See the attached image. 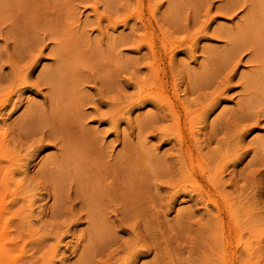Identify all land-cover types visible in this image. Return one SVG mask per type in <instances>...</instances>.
I'll list each match as a JSON object with an SVG mask.
<instances>
[{
  "label": "rangeland",
  "instance_id": "rangeland-1",
  "mask_svg": "<svg viewBox=\"0 0 264 264\" xmlns=\"http://www.w3.org/2000/svg\"><path fill=\"white\" fill-rule=\"evenodd\" d=\"M0 264H264V0H0Z\"/></svg>",
  "mask_w": 264,
  "mask_h": 264
},
{
  "label": "bare ground",
  "instance_id": "bare-ground-1",
  "mask_svg": "<svg viewBox=\"0 0 264 264\" xmlns=\"http://www.w3.org/2000/svg\"><path fill=\"white\" fill-rule=\"evenodd\" d=\"M235 4V3H234ZM227 7H229V6H227ZM234 7H235V5H234ZM232 9V8H231ZM230 12V11H229ZM149 34V33H148ZM181 41V40H180ZM171 43V42H170ZM168 45V44H167ZM168 48V47H167ZM249 49V48H248ZM184 54V53H183ZM186 54V53H185ZM190 54V53H189ZM233 55H234V53H233ZM260 57V56H259ZM260 60H262L261 61V64L260 65H262V62H263V59H260ZM260 60H258L257 62H259ZM172 62V61H171ZM153 65V64H152ZM227 65V64H226ZM60 67V66H59ZM153 67V66H152ZM177 67V66H176ZM183 68H184V66H183ZM171 69H173V68H171ZM174 69H176V68H174ZM226 69V68H225ZM148 70V69H147ZM227 70V69H226ZM232 70V69H231ZM178 71V70H177ZM188 71V70H187ZM229 71V70H228ZM63 72V71H62ZM62 72H60V73H62ZM183 72V71H182ZM174 73V72H173ZM177 73V72H176ZM205 73V72H204ZM58 73H54V75H57ZM146 74V73H145ZM184 74V73H183ZM196 74V73H195ZM200 74H202V73H200ZM206 74V73H205ZM50 75H52V74H50ZM178 75V74H177ZM181 75V74H180ZM186 75V74H185ZM190 75V74H189ZM212 75V74H211ZM206 76H208V74L206 75ZM225 76V75H224ZM46 77H48V76H46ZM146 77V76H145ZM187 77H189V76H187ZM195 77V76H194ZM193 77V78H194ZM202 77V76H201ZM215 77V76H214ZM55 77H53V79H54ZM180 78V77H179ZM178 78V79H179ZM197 78H198V75H197ZM196 78V79H197ZM49 79L51 80L52 78H50L49 77ZM56 80H57V82H56V84H60V82L62 83V82H64V75H60V76H58L57 78H55ZM143 79V78H142ZM200 79H203V78H200ZM199 79V80H200ZM216 79V78H215ZM175 80V79H174ZM205 80V79H204ZM252 80V79H251ZM53 81V80H52ZM55 81V80H54ZM139 81H141V80H139ZM182 81V80H181ZM194 83H195V78H194ZM248 81H250V79L248 80ZM197 82H198V84H199V82L200 81H198L197 80ZM251 82H253V81H250V82H247V83H249V85L248 86H252V85H250V83ZM49 83H51L50 81H49ZM179 83V82H178ZM189 83H192V82H189ZM202 84H203V82H201ZM58 84V85H59ZM176 84V83H175ZM215 84V83H214ZM230 84V83H229ZM53 85V84H52ZM191 85V84H190ZM204 85V84H203ZM207 85H209V84H207ZM54 86H57V85H54ZM133 86V85H132ZM175 86V85H174ZM192 86V85H191ZM214 86V85H213ZM58 87V86H57ZM211 87V86H210ZM247 87V86H246ZM180 88V87H179ZM206 88V87H205ZM250 88V87H249ZM59 89V88H58ZM190 90H191V88H189ZM208 89V88H207ZM186 90V89H185ZM199 90V89H198ZM202 90H204V89H202ZM217 90H218V88H217ZM245 90V89H244ZM243 90V91H244ZM248 90V89H247ZM250 90H252V88H250ZM137 91H139V90H137ZM211 92H212V90H210ZM18 92V91H17ZM141 92V91H140ZM181 92H183V91H181ZM192 92H194L195 93V88H194V91H192ZM245 92H247V91H245ZM252 92V91H251ZM194 93H192L191 94V92H190V94L191 95H193ZM205 93V92H204ZM216 93V92H215ZM249 93V92H248ZM252 94H253V92H252ZM214 95V94H213ZM216 95V94H215ZM253 96V95H252ZM254 96H255V94H254ZM149 97V96H148ZM250 97V96H249ZM198 98V97H197ZM213 98V97H212ZM181 99V98H180ZM184 99H185V97H184ZM190 99V98H189ZM210 99V98H209ZM252 100V99H251ZM199 101V100H198ZM109 102H110V100H109ZM144 102H146V101H144ZM186 102V101H185ZM184 102V103H185ZM188 102V101H187ZM190 102H191V100H190ZM197 103V102H196ZM198 104V103H197ZM148 105V104H147ZM187 107V106H186ZM160 108V107H159ZM190 108H192V107H190ZM189 108V109H190ZM210 108V107H209ZM208 109V108H207ZM207 112V111H206ZM149 115H151V114H149ZM169 115V114H168ZM247 115V114H246ZM245 115V116H246ZM174 116V115H173ZM205 116H207V115H205ZM242 116V115H241ZM244 116V117H245ZM119 117H120V115H119ZM147 117V116H146ZM167 117V116H166ZM203 118V117H202ZM204 120V119H203ZM118 121V120H117ZM201 121V120H200ZM195 122V121H194ZM243 122V121H242ZM117 123V122H116ZM154 123V122H153ZM147 124V123H146ZM211 125V124H210ZM116 126V125H115ZM198 126V125H197ZM202 129V128H201ZM214 131V130H213ZM166 132V131H165ZM215 132V131H214ZM215 135V134H214ZM207 139V138H206ZM2 140V139H1ZM219 142V141H218ZM210 143V142H209ZM41 146V145H40ZM3 147H4V145H3ZM207 147V146H206ZM179 149V148H178ZM4 150H6V149H4ZM8 151V150H7ZM11 152V151H10ZM3 153V152H2ZM12 155V154H11ZM16 155H18V154H16ZM3 156H5V155H3ZM7 156V155H6ZM9 157H10V155H9ZM11 162V161H10ZM14 165H17V164H14ZM262 165V164H261ZM12 166V165H11ZM205 166V165H204ZM15 168V167H14ZM198 168V167H197ZM19 170V169H18ZM204 170V169H203ZM201 171V170H200ZM207 174H209V173H207ZM187 177V176H186ZM217 179V178H216ZM187 180H188V178H187ZM187 180H185V181H187ZM210 180V179H209ZM21 182V181H20ZM120 219V218H119ZM236 222V221H235ZM235 224V223H234ZM236 224H238V222H236ZM240 239V238H239ZM258 243V242H257ZM241 245V244H240ZM245 245V244H244ZM246 245H248V246H250L249 244H246ZM246 248H245V250L246 249H248V250H250L249 249V247H247V246H245ZM133 259V258H132ZM221 262V261H220ZM132 263V262H131Z\"/></svg>",
  "mask_w": 264,
  "mask_h": 264
}]
</instances>
